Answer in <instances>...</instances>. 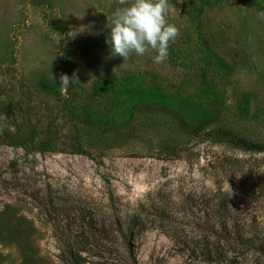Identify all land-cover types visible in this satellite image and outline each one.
<instances>
[{
  "label": "rangeland",
  "instance_id": "1",
  "mask_svg": "<svg viewBox=\"0 0 264 264\" xmlns=\"http://www.w3.org/2000/svg\"><path fill=\"white\" fill-rule=\"evenodd\" d=\"M169 3L156 63L112 53L118 0H0V264H264V153L209 133L264 141V0ZM14 107L54 151L6 144Z\"/></svg>",
  "mask_w": 264,
  "mask_h": 264
},
{
  "label": "clouds",
  "instance_id": "2",
  "mask_svg": "<svg viewBox=\"0 0 264 264\" xmlns=\"http://www.w3.org/2000/svg\"><path fill=\"white\" fill-rule=\"evenodd\" d=\"M118 4L121 7L109 18L112 53L127 60L132 53L142 56L152 49L157 53L154 61L164 62L170 42H175L180 31L166 18L170 7L173 8L169 0H118ZM257 17L264 19V11L257 12ZM74 83H80L75 71L71 77L61 73L62 90L66 91Z\"/></svg>",
  "mask_w": 264,
  "mask_h": 264
},
{
  "label": "trees",
  "instance_id": "3",
  "mask_svg": "<svg viewBox=\"0 0 264 264\" xmlns=\"http://www.w3.org/2000/svg\"><path fill=\"white\" fill-rule=\"evenodd\" d=\"M9 125L10 127L4 133L5 142L9 146L20 148L24 153H28L32 150L33 144L37 140H41L36 147L39 152H52L55 150L57 140L55 131L51 130L50 127L43 126L37 120H32L20 107H14ZM209 133L215 141L223 142L245 151L264 153V141L250 140L222 126L210 129ZM40 137L41 139H38ZM199 238V241L197 239L196 243L191 245L192 252H204L203 258L205 256L208 258L207 261H204V264H221L220 259L210 255V249L207 248L206 243L203 242L200 236ZM66 252L67 255L64 256V259L66 260L67 258L69 262L74 260L70 250Z\"/></svg>",
  "mask_w": 264,
  "mask_h": 264
}]
</instances>
